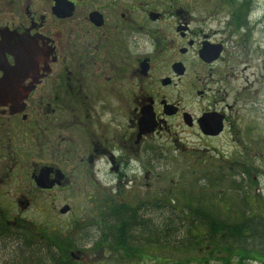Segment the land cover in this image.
Returning <instances> with one entry per match:
<instances>
[{
    "label": "flooded vegetation",
    "instance_id": "af4514ba",
    "mask_svg": "<svg viewBox=\"0 0 264 264\" xmlns=\"http://www.w3.org/2000/svg\"><path fill=\"white\" fill-rule=\"evenodd\" d=\"M249 2L215 0L213 11L212 0H0V227L21 229L4 207L67 215L78 194L98 210V240L115 236L120 212L160 210L152 182L166 145L216 137L200 128L208 113L225 125L218 97ZM209 11L230 19L207 31Z\"/></svg>",
    "mask_w": 264,
    "mask_h": 264
},
{
    "label": "rangeland",
    "instance_id": "374dc122",
    "mask_svg": "<svg viewBox=\"0 0 264 264\" xmlns=\"http://www.w3.org/2000/svg\"><path fill=\"white\" fill-rule=\"evenodd\" d=\"M249 1V11L243 9L239 14L242 28L239 31V51L235 56L237 66L228 79L226 93L223 91L218 97V108L227 117L223 130L218 136L207 139L197 132L182 134L185 139L179 141L178 146L166 145L159 159L161 168L154 171L161 173L162 178L152 182L153 189L163 187V200L167 202H164L162 210L166 208L169 211L173 207L181 216V212L186 211L183 206L202 204L207 207V204H213L221 214L227 211L239 214L248 212L247 201L252 203L253 200L252 207L259 209L264 216V0ZM214 2L212 0V4L207 5L213 11ZM229 19V14L209 11L207 31L217 30ZM212 177L218 183L210 184L209 180L215 182L210 179ZM54 194L61 195L64 201L73 197V192L68 191H56ZM37 197L43 200L41 195ZM74 198L77 202L72 200L73 211L67 215L60 214L57 209L48 210L45 214L39 211L43 207H32L21 213L15 207L4 208L9 209L10 214L19 215L21 229L18 236L26 241L29 238L33 240L36 239L33 233L41 232L48 235L45 239L64 245L76 255H60L61 251L55 249L57 256L62 258V264H221L214 259L205 261L204 243L200 248L190 246L186 253L176 254L173 262L171 256L162 254L161 249L157 254L160 260L156 255L160 262L147 258L126 259L117 247L114 254L100 251V247L97 250L100 243L97 233H94L93 220L98 210L79 203V194ZM151 216L156 218L157 213L154 211ZM52 231L66 232L67 235L65 238H53ZM189 240L194 242L193 238ZM8 241H0V264H9L10 250L4 247L10 243ZM78 256L81 257L80 262L74 261ZM242 264L260 263L247 258Z\"/></svg>",
    "mask_w": 264,
    "mask_h": 264
},
{
    "label": "trees",
    "instance_id": "16d2710c",
    "mask_svg": "<svg viewBox=\"0 0 264 264\" xmlns=\"http://www.w3.org/2000/svg\"><path fill=\"white\" fill-rule=\"evenodd\" d=\"M249 8L246 5L245 12ZM212 181L209 183H218L216 179ZM252 203L248 200V212L239 214L231 211L221 214L213 204H207V207L202 204L183 206L186 211L181 212V216L171 206L169 211L166 208L158 210V206L153 210L147 207L143 212L125 210L116 214V223L120 227L116 229L115 236L108 239L106 234L99 243L113 241L126 259L147 258L155 262L160 260L157 255L160 249L162 254L171 256L173 262L176 254L186 253L190 246L200 248L204 243L205 261L214 259L221 264H242L245 259L253 258L264 264V216L259 209L252 207ZM154 211L156 218L151 216ZM15 231L4 224L0 227V241L10 242L4 244L10 250L9 264H62L60 255L66 254L57 256L54 250H62L64 245H56L46 237L26 241L18 236L20 229L15 228ZM190 238L194 242H190Z\"/></svg>",
    "mask_w": 264,
    "mask_h": 264
},
{
    "label": "water",
    "instance_id": "95a60500",
    "mask_svg": "<svg viewBox=\"0 0 264 264\" xmlns=\"http://www.w3.org/2000/svg\"><path fill=\"white\" fill-rule=\"evenodd\" d=\"M200 128L204 134L216 136L223 130L222 116L219 114L208 113L199 120ZM67 208L61 209L64 212ZM74 257V254H71Z\"/></svg>",
    "mask_w": 264,
    "mask_h": 264
}]
</instances>
